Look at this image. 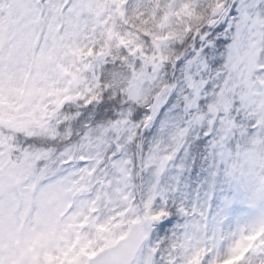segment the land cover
Wrapping results in <instances>:
<instances>
[{"label":"rangeland","instance_id":"374dc122","mask_svg":"<svg viewBox=\"0 0 264 264\" xmlns=\"http://www.w3.org/2000/svg\"><path fill=\"white\" fill-rule=\"evenodd\" d=\"M228 3L0 0V264H89L140 215L133 264H264V0L207 29Z\"/></svg>","mask_w":264,"mask_h":264},{"label":"water","instance_id":"95a60500","mask_svg":"<svg viewBox=\"0 0 264 264\" xmlns=\"http://www.w3.org/2000/svg\"><path fill=\"white\" fill-rule=\"evenodd\" d=\"M219 18L212 20L208 27L217 24ZM146 219H141L131 225L128 233L115 244L94 255L89 264H132L146 240Z\"/></svg>","mask_w":264,"mask_h":264},{"label":"trees","instance_id":"16d2710c","mask_svg":"<svg viewBox=\"0 0 264 264\" xmlns=\"http://www.w3.org/2000/svg\"><path fill=\"white\" fill-rule=\"evenodd\" d=\"M212 8H213V6L210 8L209 11H211ZM202 12L204 13V11H202ZM203 29H204V26L202 24H196V25L193 26L192 32H194L193 33L194 35L195 34L198 35V34L201 33V31ZM107 103L108 102H106V104ZM111 103L113 105V110H110L109 111V114L104 118V120H108L110 122L115 121V120L118 119V116H119L120 112L122 111V109H126L128 107H131V100L128 99V98L126 99V97L124 95L121 96V97H119L117 99V101H113ZM106 104H103L102 107H104V106L106 107L107 106ZM95 105H98L99 111L98 112L93 111V113L96 114V115H100L101 114V106L99 105V103L98 104L96 103ZM76 106H77V108L72 109V113L79 114V115H77L78 116V119L76 120V122H70V123H78V122H81L84 119V116H86V114H88V112H89V110L87 109V106H83V104H78ZM140 113H141V110L137 111V115L136 116H138ZM66 125L68 127L70 126L69 123L66 124ZM43 138L44 137L39 138L41 142H42L41 139H43ZM30 140L31 139L28 138L26 141H23V143H22V145H23V151H24L23 152V155L24 156L27 155L28 158H29V156H32V157L33 156H36V155H39L40 156V154L42 155L41 152H43L44 154H46L48 152V150H51L50 149V146L48 145L49 142L48 143L42 142V147L40 148L41 150L35 155L33 153V151L37 149V146L38 145H36V147L32 148L34 145H33V143L30 142ZM49 140H50V142L53 141V145H51V146L57 145V143L60 142V141L62 142V139L58 136V133H55L52 138H49ZM65 142L66 143H70L67 140H65ZM30 148H32V149L29 151ZM45 148L48 149V150H46ZM52 155H53V152H52ZM263 235L264 234H260V236L262 238H263ZM260 236H259V238H260Z\"/></svg>","mask_w":264,"mask_h":264}]
</instances>
